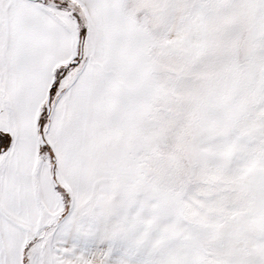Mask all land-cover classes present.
<instances>
[{"label":"snow or ice","instance_id":"1","mask_svg":"<svg viewBox=\"0 0 264 264\" xmlns=\"http://www.w3.org/2000/svg\"><path fill=\"white\" fill-rule=\"evenodd\" d=\"M0 264H264V0H0Z\"/></svg>","mask_w":264,"mask_h":264}]
</instances>
